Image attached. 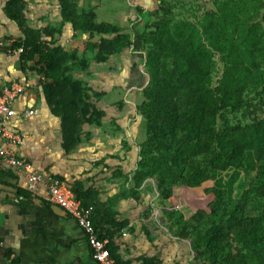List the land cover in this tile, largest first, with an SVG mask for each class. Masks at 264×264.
<instances>
[{"label": "trees", "instance_id": "obj_1", "mask_svg": "<svg viewBox=\"0 0 264 264\" xmlns=\"http://www.w3.org/2000/svg\"><path fill=\"white\" fill-rule=\"evenodd\" d=\"M142 3L135 9L144 22L139 40L148 81L136 107L145 138L137 144L133 188L154 179L169 229L190 238L192 264H264V0H209L206 6L156 0L153 10ZM59 4L60 24L72 29L66 43L53 39L60 25L26 24L24 0H9L6 12L21 32L12 50L23 70L40 76L70 149L80 143L83 125H99L103 114L78 73L92 61L106 62L131 40L116 22L99 19L95 6ZM207 181V206L185 219L174 208L173 186ZM67 186L92 207V223L110 256L130 264L115 254L110 239L121 223L96 216V198L80 182ZM7 258L17 264L13 254Z\"/></svg>", "mask_w": 264, "mask_h": 264}, {"label": "crops", "instance_id": "obj_2", "mask_svg": "<svg viewBox=\"0 0 264 264\" xmlns=\"http://www.w3.org/2000/svg\"><path fill=\"white\" fill-rule=\"evenodd\" d=\"M8 1L0 0V39L16 40L21 32L6 12ZM134 1L127 0V7L119 8L109 4L117 10L111 14L101 8L102 0H79L95 6L99 19L123 27L131 44L104 63L92 61L87 70L78 73L92 90L90 101L103 114L99 125H83L81 141L74 148L63 146L60 119L44 98L40 76L23 70L17 51L0 48V87L21 86L12 101L15 113L4 124L18 130L22 142L4 146L26 160L44 180L57 178L66 185L80 182L96 198V216L121 223L110 237L120 259L130 264H192L195 252L190 238H181L169 229L154 179L146 178L136 189L131 179L137 167V144L145 138L137 101L148 79L139 40L142 26L137 28L142 18L135 13L141 0ZM142 2L143 9L149 7L148 0ZM23 17L35 28L60 25V31L53 34L55 42L66 43L72 35L69 23L60 24L59 0H24ZM26 109L35 112L24 116ZM180 187L172 188L174 208L186 219L193 212L180 208L185 203ZM47 193L43 182L29 190L25 173L0 157V264H9L7 254H13L17 264H98L76 220L50 203ZM99 226L103 231L112 229L105 223Z\"/></svg>", "mask_w": 264, "mask_h": 264}, {"label": "built area", "instance_id": "obj_3", "mask_svg": "<svg viewBox=\"0 0 264 264\" xmlns=\"http://www.w3.org/2000/svg\"><path fill=\"white\" fill-rule=\"evenodd\" d=\"M13 38L0 39V48L7 52L12 50ZM21 91V86L11 83L0 87V157L14 168L22 170L27 180V188L33 190L37 184L43 182L47 188V199L50 203L60 206L67 214L74 218L83 230L89 245L92 258L98 264H117L110 256L106 247L107 240L98 236L97 228L93 225L91 215L92 207L82 205L72 190L60 179L52 178L44 180L41 174L30 169L28 162L18 157L13 151L7 149L4 144L19 145L22 142V134L18 130L8 129L5 121L14 115L12 101ZM35 110L26 109L24 116H30Z\"/></svg>", "mask_w": 264, "mask_h": 264}, {"label": "rangeland", "instance_id": "obj_4", "mask_svg": "<svg viewBox=\"0 0 264 264\" xmlns=\"http://www.w3.org/2000/svg\"><path fill=\"white\" fill-rule=\"evenodd\" d=\"M149 1V9L153 10L156 6V0H148ZM181 1H197L199 3H204V5H209V0H181ZM127 0H102L101 2V8H105L107 9L109 12L108 13H115V11H117L116 9H111L108 5L109 4H113L114 3V8H119L121 6H126L127 7ZM129 2H134V0H129ZM85 6H88L89 3H85ZM90 6V5H89ZM106 13V12H102ZM135 13L137 14V16L139 15L135 9ZM100 16V15H99ZM129 22H133V20L131 19V21ZM138 22L140 23V25H138V29L140 26H143V21L142 19H138ZM141 31V28H140ZM142 50V49H141ZM144 51V50H143ZM145 53V52H144ZM140 102V99L137 101V104ZM243 173L240 172V175H242ZM224 175V174H222ZM251 178V176H250ZM249 178V179H250ZM212 182L211 181H207L205 183H203L202 185H200L199 187H191V189H184L182 186L180 187V194L183 191V193H185L184 198V204L180 205V208H182L184 210V212L188 213L190 211L195 212L198 208H205L207 206L208 200L210 198V194L205 193L204 189L211 186ZM183 188V189H182ZM235 192V191H234ZM183 198L181 197V200H183ZM181 203H183V201H181ZM185 213V214H186ZM190 217V216H189Z\"/></svg>", "mask_w": 264, "mask_h": 264}, {"label": "water", "instance_id": "obj_5", "mask_svg": "<svg viewBox=\"0 0 264 264\" xmlns=\"http://www.w3.org/2000/svg\"><path fill=\"white\" fill-rule=\"evenodd\" d=\"M147 81H148V79H147Z\"/></svg>", "mask_w": 264, "mask_h": 264}]
</instances>
